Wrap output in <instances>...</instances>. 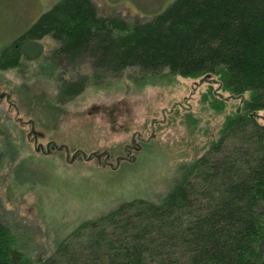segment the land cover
Returning <instances> with one entry per match:
<instances>
[{"label": "trees", "instance_id": "1", "mask_svg": "<svg viewBox=\"0 0 264 264\" xmlns=\"http://www.w3.org/2000/svg\"><path fill=\"white\" fill-rule=\"evenodd\" d=\"M46 37L59 45L46 58L55 67L88 58L97 75L138 68L155 82L216 83L228 96L210 88L204 102L221 112L237 99L242 109L161 203H123L49 256L26 251L0 219V264H264V0H177L136 24L99 16L91 0H61L1 51L0 70L40 61ZM85 80L61 79L58 101L79 95Z\"/></svg>", "mask_w": 264, "mask_h": 264}, {"label": "rangeland", "instance_id": "2", "mask_svg": "<svg viewBox=\"0 0 264 264\" xmlns=\"http://www.w3.org/2000/svg\"><path fill=\"white\" fill-rule=\"evenodd\" d=\"M60 1L0 0V54ZM175 1L91 0L99 16L132 24ZM41 45L40 61L0 70V219L26 251L46 257L84 222L123 203H161L182 168L208 151L225 118L242 105L229 100L223 111H213L203 95L212 88L228 96L216 83L179 76L155 82L138 68L97 75L88 58L57 68L46 58L58 43L46 37ZM82 78L84 91L59 102L61 79ZM259 116L264 124V112ZM133 145L130 160L117 165ZM91 154H107L117 167L85 160Z\"/></svg>", "mask_w": 264, "mask_h": 264}, {"label": "flooded vegetation", "instance_id": "3", "mask_svg": "<svg viewBox=\"0 0 264 264\" xmlns=\"http://www.w3.org/2000/svg\"><path fill=\"white\" fill-rule=\"evenodd\" d=\"M135 148H136L135 145L131 146L130 148H126L125 156H121V157L117 158V160H116L117 165H119L120 162H122V161H129L130 157H131V152ZM83 157H84V155H83ZM107 157H108L107 154H91L89 156H85L84 158H85V160L86 159H90L91 160V159H95V158H97V160H100V161L103 160L105 165H108L111 168L115 169L117 166L113 167L112 164L108 163V161H107L108 159H106Z\"/></svg>", "mask_w": 264, "mask_h": 264}, {"label": "water", "instance_id": "4", "mask_svg": "<svg viewBox=\"0 0 264 264\" xmlns=\"http://www.w3.org/2000/svg\"><path fill=\"white\" fill-rule=\"evenodd\" d=\"M240 109H241V107H239V109H238V113L240 112Z\"/></svg>", "mask_w": 264, "mask_h": 264}]
</instances>
